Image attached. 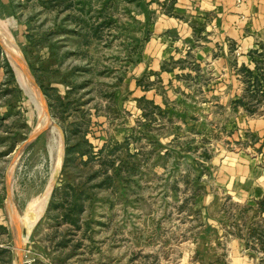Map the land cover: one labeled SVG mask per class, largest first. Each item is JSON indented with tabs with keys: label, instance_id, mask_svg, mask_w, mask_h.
<instances>
[{
	"label": "rangeland",
	"instance_id": "1",
	"mask_svg": "<svg viewBox=\"0 0 264 264\" xmlns=\"http://www.w3.org/2000/svg\"><path fill=\"white\" fill-rule=\"evenodd\" d=\"M172 1L0 0V264L15 221L25 264H264V49L262 85L230 56L169 78L144 51Z\"/></svg>",
	"mask_w": 264,
	"mask_h": 264
},
{
	"label": "crops",
	"instance_id": "2",
	"mask_svg": "<svg viewBox=\"0 0 264 264\" xmlns=\"http://www.w3.org/2000/svg\"><path fill=\"white\" fill-rule=\"evenodd\" d=\"M168 11L156 10L145 42L144 53L152 69L171 74L170 78L178 76L175 69L164 67L170 60L188 58L200 64L216 58L217 63L227 65L230 56L237 77L247 68L253 80L256 77L262 85L260 76L264 74L256 72V56L264 49V0H243L240 4L235 0H173ZM253 92L264 93V87L258 86ZM250 175L243 180L244 197L264 199V182Z\"/></svg>",
	"mask_w": 264,
	"mask_h": 264
},
{
	"label": "trees",
	"instance_id": "3",
	"mask_svg": "<svg viewBox=\"0 0 264 264\" xmlns=\"http://www.w3.org/2000/svg\"><path fill=\"white\" fill-rule=\"evenodd\" d=\"M245 72L248 74V76L250 78H252L253 80V73L251 70L245 68ZM257 80V78L255 77L253 81ZM73 149V148H72ZM69 148H66V151L68 152ZM74 190V189H73ZM73 196V197H72ZM71 197L72 202L69 203V207L66 209L67 211L63 213L62 215V219L65 222H70L72 224H76L77 223V219L73 217V215H78L80 212H82L83 210V205L77 203V201L80 199V193H76L74 195H72ZM66 202L68 200H65ZM261 201H264V199H262ZM64 202L56 204V208H63ZM65 210V209H63ZM262 250H264V247L261 248ZM0 252H6L5 250H0Z\"/></svg>",
	"mask_w": 264,
	"mask_h": 264
},
{
	"label": "water",
	"instance_id": "4",
	"mask_svg": "<svg viewBox=\"0 0 264 264\" xmlns=\"http://www.w3.org/2000/svg\"><path fill=\"white\" fill-rule=\"evenodd\" d=\"M25 69H26V72H27V75L29 77V79L31 80V82L36 86V88L38 89L39 91V87L37 86L34 78L31 76L30 72H29V69L27 68V66L25 65ZM46 127L42 128L40 131L34 133L29 139L27 142H30L31 140H33L34 138H36V136L41 133L43 130H45ZM26 142V143H27ZM21 230H20V226L18 224V222H14L12 224V235H13V239H14V242H15V246L17 248V257H18V264H25L26 261H24L23 259V256L21 254V251H22V247H21ZM18 236H19V239H18ZM250 254H252V256H254L256 258L257 261H259V257L256 253L254 252H250Z\"/></svg>",
	"mask_w": 264,
	"mask_h": 264
},
{
	"label": "bare ground",
	"instance_id": "5",
	"mask_svg": "<svg viewBox=\"0 0 264 264\" xmlns=\"http://www.w3.org/2000/svg\"><path fill=\"white\" fill-rule=\"evenodd\" d=\"M0 36H1V38L2 39H4V40H6L5 38H4V36H3V34H2V32L0 31ZM7 41V40H6ZM12 55H13V57L15 58V56H14V53H12ZM20 57V56H19ZM21 58V57H20ZM16 59V58H15ZM22 64H23V68H24V71H25V75H26V78L31 82V80L29 79V77H28V75H27V72H26V69H25V62L22 60ZM36 101L38 102V106L40 107V109H42V110H44L45 111V109H44V103L42 102V100H41V97H39V95L38 94H36ZM38 108V107H37ZM43 115V117H41V118H45V114L43 113L42 114ZM47 119V118H46ZM47 121H49V123H52V121L50 120V118L47 120ZM43 122H44V120H43ZM53 124V123H52ZM57 163V166L59 165V162H56ZM53 183V182H52ZM50 189H51V185H48V188L46 189V191L42 194V196L39 198V200H38V202H37V204H36V206L34 207V209H33V211H32V214H31V216H30V221H31V219H32V217L35 215V213H36V211L38 210V208L41 206V204H42V202H46L47 201V198H48V195H49V192H50ZM42 209H43V205L41 206V211H42ZM31 228V225L29 226V229ZM28 229V228H27ZM25 231V234L23 233V235H22V238H21V242L22 241H24L25 242V238H26V234H27V230L25 229L24 230ZM23 242V243H24Z\"/></svg>",
	"mask_w": 264,
	"mask_h": 264
},
{
	"label": "built area",
	"instance_id": "6",
	"mask_svg": "<svg viewBox=\"0 0 264 264\" xmlns=\"http://www.w3.org/2000/svg\"><path fill=\"white\" fill-rule=\"evenodd\" d=\"M235 1H236V3H238V4H240V3L243 2V0H235Z\"/></svg>",
	"mask_w": 264,
	"mask_h": 264
}]
</instances>
